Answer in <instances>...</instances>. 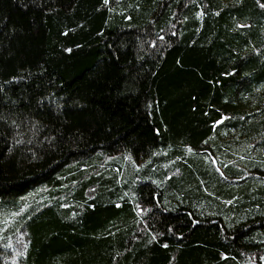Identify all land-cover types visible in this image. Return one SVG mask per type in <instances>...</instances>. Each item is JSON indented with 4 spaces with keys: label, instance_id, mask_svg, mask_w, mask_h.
I'll use <instances>...</instances> for the list:
<instances>
[{
    "label": "trees",
    "instance_id": "trees-1",
    "mask_svg": "<svg viewBox=\"0 0 264 264\" xmlns=\"http://www.w3.org/2000/svg\"><path fill=\"white\" fill-rule=\"evenodd\" d=\"M0 264H264V0H0Z\"/></svg>",
    "mask_w": 264,
    "mask_h": 264
},
{
    "label": "rangeland",
    "instance_id": "rangeland-1",
    "mask_svg": "<svg viewBox=\"0 0 264 264\" xmlns=\"http://www.w3.org/2000/svg\"><path fill=\"white\" fill-rule=\"evenodd\" d=\"M14 244V246H16V247H19V245H18V242H14V243H12V245ZM20 244V243H19Z\"/></svg>",
    "mask_w": 264,
    "mask_h": 264
}]
</instances>
